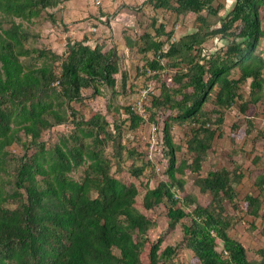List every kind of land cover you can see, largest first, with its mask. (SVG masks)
<instances>
[{"label": "trees", "instance_id": "1", "mask_svg": "<svg viewBox=\"0 0 264 264\" xmlns=\"http://www.w3.org/2000/svg\"><path fill=\"white\" fill-rule=\"evenodd\" d=\"M66 1L0 0V264H178L172 258L180 247L198 264H264V247L248 250L231 234L241 227L254 242L264 236V226L257 225L264 221L262 197L248 193L236 202L235 184L242 178L237 167L209 169L196 179L199 192L210 195L206 206L194 205L196 197L183 191L181 176L201 170L233 103L240 100V112L247 116L250 105L264 96V51L258 49L264 0H234L228 9L219 0H145L155 15L138 40L122 36L127 50L143 53L132 82L125 56L116 45L108 47L112 28L100 0L94 1L98 10L90 14L95 29H85L82 39L67 35L66 50L57 53L42 41L40 47L26 45L38 37L27 25L46 19V14L51 23L61 22L55 10ZM158 12L175 19L191 17L192 24L172 40L175 21L167 26ZM101 23L107 31L100 29ZM96 31L107 37H95ZM214 39L228 43L208 52L207 43ZM159 71L173 73L162 80ZM137 78L145 85L137 84ZM248 79L245 100L240 87ZM154 84L159 93L137 107L142 89ZM128 95L139 99L123 106L120 99ZM96 97L104 99L105 113L88 105ZM145 121L161 130L167 165L166 179L147 188L140 203L138 186L111 168L115 164L121 171L124 161L132 159L128 173L141 177L148 162L138 165L135 158L146 153L123 138L127 129ZM64 123L70 131L60 133L56 142L42 139L46 129ZM174 123L191 124L186 141L190 163L183 159L177 164ZM14 143H21V154L12 155L9 147ZM82 166L83 175L73 177L71 172ZM254 186L264 192V172ZM164 199L168 226L180 224L182 240L161 249L162 237L149 238L155 222L146 212ZM226 201L232 214L225 213Z\"/></svg>", "mask_w": 264, "mask_h": 264}, {"label": "rangeland", "instance_id": "2", "mask_svg": "<svg viewBox=\"0 0 264 264\" xmlns=\"http://www.w3.org/2000/svg\"><path fill=\"white\" fill-rule=\"evenodd\" d=\"M94 1L95 0H67L61 7L55 10L57 11V18L62 20L56 24L50 22L49 17H47L49 14L45 15L46 19L43 18L36 20L34 23H30L28 25L24 22L31 33L38 34V37L35 39L29 38L26 41V45L40 47V43L43 42L44 44L51 46L57 53H61L66 50L67 35L70 36L71 39H74L75 37L82 39L80 38L82 32L85 29H88V27H91L94 22V19L90 15L98 10V6L94 3ZM219 1L225 5V9H228V7L232 5L231 3L234 2V0ZM144 2L145 0H100L101 8L104 11H107V15L103 14V17L108 24L110 23L109 26L112 28L108 29V35L112 37L113 42L109 41L110 45H108V47L116 45L118 54L125 56V60L127 62L124 61V59L123 62L126 69L129 70L131 82L134 80L133 75L135 74L136 66L142 62L143 53L131 49V51L127 50L125 46L126 39L124 38L125 36H129L130 39L138 40V35L143 32L144 26L148 24L150 17L155 15L153 7ZM52 11L53 9H49L48 13H51ZM221 13H223V11ZM261 13L264 19V7L262 8ZM156 15L159 21H164V23H166L169 27L172 25V21H175L174 28L176 30L173 35L174 37L172 36V40L176 38V36H179L182 31H188V28L192 24L191 21L193 20V18L185 16H181L179 18L177 17L175 19V17L168 16L166 13L162 12H158ZM16 20L18 21V19ZM140 22L143 26L140 25ZM70 27L71 31L67 34L66 28L68 30ZM169 27L167 29H169ZM262 28L264 29V22L262 23ZM149 31L153 32L151 29H149ZM99 32L101 33V31L93 33L95 34V37L97 36L99 39L105 36L107 37L106 32L102 34L103 37H101ZM161 39H165V37H161ZM227 43V39H214L207 43V51L213 52L219 47H225ZM258 49L264 51V34L261 38ZM234 71V73H238L237 69ZM167 72L168 71H159V76L162 80L170 79L173 72ZM262 74L264 77V67L262 69ZM137 79V84L145 85L143 78ZM249 82L250 79H248L247 82L243 83L240 87V92L243 94L245 100L249 99ZM156 88H158L157 84L148 86L147 89L152 92L147 98V103L151 100L152 94L159 93V88L157 90ZM214 89H216V87ZM85 92L87 94L89 93L88 90ZM136 99H139L137 98V95H128L122 97L120 100L122 105L125 106L130 105V103H133ZM239 102L240 100L236 101L225 111L223 122L220 126L222 131L221 136L218 137V131H216L211 141V148L206 152V157L204 158L201 170L197 173L187 170L182 175L178 174V176L181 175L184 180L183 191L196 197L194 205L199 204L206 206L211 199L209 194H202L199 192L195 182L198 177L205 176L209 169L226 168L230 170L235 166L237 167V170L242 173V178L235 184V189L238 194L236 202L241 203L244 196L248 193L260 195L264 202V192L260 194L257 186H254L255 178L259 176L260 173L262 174L264 172V134L262 133L264 132V96L262 97V100L256 104L250 105L248 115L246 113L247 116L241 114L238 107L240 104ZM104 103L105 101L103 98L96 97L88 105L105 113ZM205 106L207 108L210 107L208 104ZM120 111L122 112L124 109H121ZM89 112H85L86 116H88ZM248 120L252 121V126L248 124ZM68 125L69 124L64 123L62 125L54 126L52 129H46L41 135L42 139L46 140L48 143L56 142V137L60 133H68L70 131V127ZM153 127H155L153 123L145 121L137 129H127L124 133L123 139L128 146H133V144H135L136 147L138 146L143 150L144 154L146 153L145 156L143 155L140 158H135L138 165L148 162V164L144 166L140 178L137 179L128 173V167L132 163V159L124 161V166L121 171L116 170L117 167L115 164H113L111 168L116 176L123 178L127 182L133 181L138 186L139 194L137 196V201L140 203L147 188L154 186L160 179H166L164 169L167 164L166 159L162 156V133L160 129L155 128L154 130ZM190 127L191 124H172V141L179 147L175 152L177 164H179L183 159H186L189 163L192 160L193 156L187 150L186 142L191 136ZM245 129L250 131L246 132ZM20 135L22 136V133ZM22 140H26V137L22 136ZM9 150L12 152V155L21 154L24 151L21 143H14L9 147ZM82 169L83 166L76 171H72L71 174L75 178H80L81 175H83ZM146 182L148 183V187L144 186ZM176 194L179 195L180 192L176 190ZM224 206L225 213H233V207L228 201L224 203ZM192 208L193 206H191L188 210H192ZM165 213V199L158 206H156L154 210L146 212V216L155 222V224L148 230L149 238L151 241H156L158 237H162L163 241L160 246L161 249L167 245L174 246L182 240L180 224H176L174 228H170L168 226ZM244 217L245 219L252 218L250 216ZM259 221L260 220L257 221V225L259 227H263L264 221ZM231 234L232 236L240 237L244 241L243 244L248 250L250 249L255 251L256 248L264 247V236L259 238L258 243L254 242L250 235H246L243 231H241V227H236ZM248 255L250 256L251 253L249 252ZM172 261H178V264H198L194 259V255H192L189 250L182 247L177 249Z\"/></svg>", "mask_w": 264, "mask_h": 264}, {"label": "built area", "instance_id": "3", "mask_svg": "<svg viewBox=\"0 0 264 264\" xmlns=\"http://www.w3.org/2000/svg\"><path fill=\"white\" fill-rule=\"evenodd\" d=\"M147 98V91L146 90H143L142 93H141V98L138 102V105L137 107H142V103H143V100H145Z\"/></svg>", "mask_w": 264, "mask_h": 264}, {"label": "clouds", "instance_id": "4", "mask_svg": "<svg viewBox=\"0 0 264 264\" xmlns=\"http://www.w3.org/2000/svg\"><path fill=\"white\" fill-rule=\"evenodd\" d=\"M232 3H233V2H232ZM232 3H231V4H232ZM231 6H232V5H231ZM231 6H230V7H231ZM230 7H228V8H230ZM99 25L101 26L100 29H103V27L107 29V27L105 26V24L101 23V24H99ZM108 26H109V25H108ZM89 28H91L92 30L95 29L93 26H91V27H89ZM143 90H146V91H147V98H148V97H149L148 90H147L146 88H145V89H142V91H143ZM142 91H141V93H142ZM150 91H151V90H150ZM140 98H141V96H140ZM147 98H146V99H147ZM138 102H139V101H138ZM138 102H137V105H138ZM153 129L155 130V127H153ZM160 131H161V130H160ZM259 222H262V221L260 220Z\"/></svg>", "mask_w": 264, "mask_h": 264}, {"label": "crops", "instance_id": "5", "mask_svg": "<svg viewBox=\"0 0 264 264\" xmlns=\"http://www.w3.org/2000/svg\"><path fill=\"white\" fill-rule=\"evenodd\" d=\"M108 23V22H107ZM110 24V23H109ZM99 27H101L100 25H99ZM104 28V27H103ZM182 32H186V31H182Z\"/></svg>", "mask_w": 264, "mask_h": 264}]
</instances>
